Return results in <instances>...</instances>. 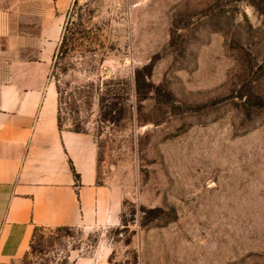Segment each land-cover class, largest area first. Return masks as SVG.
Returning a JSON list of instances; mask_svg holds the SVG:
<instances>
[{
	"label": "rangeland",
	"instance_id": "1",
	"mask_svg": "<svg viewBox=\"0 0 264 264\" xmlns=\"http://www.w3.org/2000/svg\"><path fill=\"white\" fill-rule=\"evenodd\" d=\"M64 27L60 129L92 139L118 218L0 264H264V0H72Z\"/></svg>",
	"mask_w": 264,
	"mask_h": 264
},
{
	"label": "crops",
	"instance_id": "2",
	"mask_svg": "<svg viewBox=\"0 0 264 264\" xmlns=\"http://www.w3.org/2000/svg\"><path fill=\"white\" fill-rule=\"evenodd\" d=\"M72 0H0V262L15 259L36 229L116 223L119 202L96 178L90 136L58 127L48 74ZM74 264H106L83 258Z\"/></svg>",
	"mask_w": 264,
	"mask_h": 264
},
{
	"label": "trees",
	"instance_id": "3",
	"mask_svg": "<svg viewBox=\"0 0 264 264\" xmlns=\"http://www.w3.org/2000/svg\"><path fill=\"white\" fill-rule=\"evenodd\" d=\"M64 30H63V33H62V37H61V40H60V43H59V46H58V48H61L63 45H64V43H65V34H64V31H66L67 29L64 27L63 28ZM136 86H137V84H136ZM56 92H57V94H58V91H57V87H56ZM98 102H100V103H102V98H99L98 99ZM57 103H58V117H57V122H58V127L60 128V118H59V99H58V97H57ZM99 103V104H100ZM110 113V112H109ZM109 115V114H108ZM103 118V120L104 121H108V122H114V119L113 118H106L107 116H102ZM72 132H74L75 131V133H83V132H81L80 130H78V129H72L71 130Z\"/></svg>",
	"mask_w": 264,
	"mask_h": 264
}]
</instances>
